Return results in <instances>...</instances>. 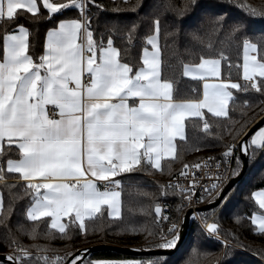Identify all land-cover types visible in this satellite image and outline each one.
I'll list each match as a JSON object with an SVG mask.
<instances>
[{
    "label": "snow or ice",
    "instance_id": "snow-or-ice-1",
    "mask_svg": "<svg viewBox=\"0 0 264 264\" xmlns=\"http://www.w3.org/2000/svg\"><path fill=\"white\" fill-rule=\"evenodd\" d=\"M121 4L137 15L144 6L143 0ZM70 11L76 15L67 16ZM106 11L97 0H0V188L9 194L6 203L0 191V228L9 249L6 264H175L171 252L178 248L185 222L179 213L196 202L215 205V216L240 194L246 170L264 167V126L250 128L257 121L255 109L264 113V0H169L165 47L178 50L182 35L196 45H185L187 59L177 57L175 65L163 54L159 15L143 32L139 21H101L99 13ZM111 11L118 14L122 8ZM22 14L33 26L52 25L38 56L30 53L31 29L20 23ZM141 40L142 52L133 63L129 51ZM233 46L239 54L235 63ZM181 82L190 86L188 93H181ZM233 90L260 98L244 99L239 119L232 115L236 108H230L237 102ZM209 117L232 121L224 126L232 142L224 144L222 158L235 167L221 173L217 162L211 183L201 186L195 201L196 173L210 168L214 157L182 162L178 176L188 179L187 187L179 180L158 184L161 197L179 198L176 218L151 199L155 221L167 222L166 231L131 229L158 236L149 242L155 258L88 261L87 249L59 255L49 245L21 242L20 237L71 240L73 231L86 241L90 233L103 230L96 225L105 213L123 220V176L163 174L166 168L172 175V163L183 152L201 150V138L190 137L191 130L213 135ZM10 176L22 183L9 184ZM141 195L151 198L148 192ZM20 199L27 200L25 219L13 231L9 221ZM251 199L260 211L247 217L250 230L264 237V188L252 191ZM190 214L208 237L220 242L212 264H239L235 257L243 251L264 264V247L253 249L231 231L222 235L219 223L208 222L207 214ZM244 219L235 217L237 225ZM199 251L193 248L189 255ZM184 264L192 262L186 257Z\"/></svg>",
    "mask_w": 264,
    "mask_h": 264
},
{
    "label": "trees",
    "instance_id": "trees-1",
    "mask_svg": "<svg viewBox=\"0 0 264 264\" xmlns=\"http://www.w3.org/2000/svg\"><path fill=\"white\" fill-rule=\"evenodd\" d=\"M98 3L105 5L108 11L99 13L101 21L108 18H119L125 21H139L142 23V31L146 32L151 23L153 15H159L161 18V46L163 48V54L167 61H170L172 64H177V57L187 59V55L184 51L185 45L196 47L194 42H190L189 39L182 35L179 41V48L174 49L170 47H165V33L169 30V25L171 24L172 14L166 11L167 4L169 0H143V7L139 11V14L132 13L127 10L126 7L121 4V0H97ZM134 2V0H133ZM173 3H178L179 0H172ZM254 2L259 3L260 0H254ZM120 6L122 11L120 13H114L112 10L113 7ZM155 8V13L152 12V9ZM71 17L76 15L74 11H70L66 14ZM20 23L25 24L31 29L30 35V53L34 56H38L43 52V43L46 37V28L51 27V24L41 23L38 26H33L29 24L28 20L23 16L21 17ZM103 26V25H101ZM3 25L0 24V31L3 29ZM11 28V26H8ZM96 27L95 21L93 22V28ZM207 25H205V29ZM170 43V41H169ZM142 40L138 41L134 47H132L128 54V59L133 63L138 62L139 56L142 52ZM123 47V45H121ZM233 63L238 60V53L233 46L230 50ZM233 78L236 79V72L233 70ZM181 93H188L190 91V86L181 82L180 84ZM234 94L237 97L236 105H231L235 107L236 111L232 113L234 119H239V108L244 99H255L259 101V97L255 93H242L236 92ZM255 111L258 113L257 120L261 118L264 113L260 112L259 108H256ZM213 123V135L208 136L203 132L198 130H191L190 137L200 136V147L199 152L196 151H186L182 153L181 160L175 161L172 163V175L169 174L167 168L161 174L160 172H155L152 175H147L144 173H131L123 176L122 184V205H121V214L123 220H116L114 218H109L105 213V216L102 221L98 222L96 227L102 228L103 230L90 233L88 239L85 241L82 237L75 235L73 231V239H60L56 238L53 240L39 239L37 241H32L26 237H20L21 242L25 245L31 243H40L42 245H49L51 249L56 250L59 255H64L65 251L72 250H82L86 249L92 245L108 243L111 245L132 247L137 249H152L150 240L158 239V236H148L146 233L141 232L139 234H134L132 228H141L147 227L153 232H159L161 228L166 231V223H157L154 218V212L150 208L151 199L159 200V202L165 203L168 207L167 213L173 219L176 218V205L180 202L179 198L176 196L169 195L168 197H161L159 195L158 184L165 183L166 180L174 177L179 173L180 168L183 163H195L202 161L208 157H214L216 160L222 157V152L224 151V144L231 143L232 137L224 132V126L232 123V121L223 120L217 122L214 118L209 117ZM219 124V126H217ZM252 125H250L251 127ZM222 137V138H220ZM242 138V137H241ZM239 140L236 141L238 144ZM235 167V166H234ZM176 168V170H174ZM9 184L22 183L15 179V176H10L7 181ZM264 188V167L257 165L256 167L248 170L247 176L244 178V181L240 186V194L237 195L232 203L228 206L227 209L218 211L215 216L212 215V209L200 212V215L207 214L208 222L216 221L219 223L221 228L222 235H226L228 232H233L239 237L241 242L245 245H250L253 249L264 247V237L255 235L250 230V221L247 219L253 211L259 212L258 206L251 199V192L260 190ZM0 191L3 192L5 202H8L9 194L6 189L0 188ZM14 193L22 194L20 189L13 190ZM143 192H148L151 194V198H145L141 195ZM248 197V199H245ZM27 203L26 199L17 200L15 205L14 214L11 216L9 221V226L15 231L18 222L24 221V216L22 214V209ZM143 209V212H141ZM181 213H179L181 217ZM236 216L245 217L242 221V224L237 225L235 221ZM41 227H44L43 225ZM128 229V231H124ZM196 248L200 251L197 253L190 254V250ZM221 250L220 242L214 238L208 237L205 232L202 230V227L199 223L191 219L190 226L187 232V236L183 244L171 254V259L175 264H184L185 258H189L192 264H212L214 257L219 255ZM9 249L6 247L3 239V229L0 228V254H6ZM155 258V256H132L120 254L114 251H96L90 253L85 257L86 260H114V259H139L142 261H148ZM239 264H257L258 256L253 255L249 251L239 252L235 257ZM0 264H6V262L0 261Z\"/></svg>",
    "mask_w": 264,
    "mask_h": 264
},
{
    "label": "water",
    "instance_id": "water-1",
    "mask_svg": "<svg viewBox=\"0 0 264 264\" xmlns=\"http://www.w3.org/2000/svg\"><path fill=\"white\" fill-rule=\"evenodd\" d=\"M264 117V115L262 116ZM257 126H264V120H262L261 118H259L255 124H253L250 128H256ZM241 139H246V137H242ZM240 142V141H239ZM238 142V145H239ZM248 174V170H246L245 174H244V178L247 176ZM239 179V178H236ZM235 187V185H234ZM215 207V205L213 204H205L199 208H197V212H205L208 210H211ZM192 211L189 210L187 211L183 218L185 219L184 222V226L182 228V237L179 241V245L178 248L183 244L186 236H187V232L190 226V221H191V213ZM177 248V249H178ZM87 249V252L84 253V258L89 255L90 253L96 252V251H114L120 254H125V255H132V256H155L157 253L154 249H137V248H132V247H124V246H117V245H111V244H98V245H93L90 246ZM177 249L172 250L171 254H173ZM83 250V249H82ZM81 250V251H82ZM5 254H0V261L2 262H6L4 260Z\"/></svg>",
    "mask_w": 264,
    "mask_h": 264
},
{
    "label": "built area",
    "instance_id": "built-area-1",
    "mask_svg": "<svg viewBox=\"0 0 264 264\" xmlns=\"http://www.w3.org/2000/svg\"><path fill=\"white\" fill-rule=\"evenodd\" d=\"M202 161H207V158L206 159H203ZM219 162L221 167L219 168V171L221 173H226L229 169V167H234L235 166V163L234 161L231 162V165L229 164L228 161L224 160L222 157L218 160L214 159L213 161L210 162L211 164V167L208 168V169H205L204 171H197L196 173V179L198 181V184H197V187H196V195L194 197V201L196 200V198L199 197L200 195V192H201V186L202 185H207L209 183H211V180L209 179V176H213L216 172H217V168H216V163ZM175 177V179H174ZM174 177H171L169 179L166 180V183L169 182L170 180L175 183L176 180H179V183L185 187L188 186V179L187 178H183V177H179L178 174L175 175ZM207 203H196L194 202L190 208H185L184 211L182 212L181 214V218H183L184 214L191 210V211H196L197 212V208L205 205ZM162 205H166L165 203H162ZM167 210H168V207L166 205V207L164 208V214L168 215L167 213ZM199 213V212H198ZM200 214V213H199ZM191 219H192V216H191ZM193 220V219H192ZM195 222L199 223L203 229V225L200 223L199 220H194ZM161 223H166L165 221H161ZM151 241V240H150Z\"/></svg>",
    "mask_w": 264,
    "mask_h": 264
},
{
    "label": "crops",
    "instance_id": "crops-1",
    "mask_svg": "<svg viewBox=\"0 0 264 264\" xmlns=\"http://www.w3.org/2000/svg\"><path fill=\"white\" fill-rule=\"evenodd\" d=\"M45 38H46V37H45ZM174 170H176V168H174ZM127 175H128V174H127ZM166 175H169V174L166 173ZM124 176H125V175H124ZM65 219H67V218H65Z\"/></svg>",
    "mask_w": 264,
    "mask_h": 264
},
{
    "label": "rangeland",
    "instance_id": "rangeland-1",
    "mask_svg": "<svg viewBox=\"0 0 264 264\" xmlns=\"http://www.w3.org/2000/svg\"><path fill=\"white\" fill-rule=\"evenodd\" d=\"M103 244H108V243H103ZM98 245V244H97ZM93 246V245H92Z\"/></svg>",
    "mask_w": 264,
    "mask_h": 264
}]
</instances>
